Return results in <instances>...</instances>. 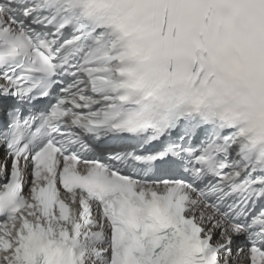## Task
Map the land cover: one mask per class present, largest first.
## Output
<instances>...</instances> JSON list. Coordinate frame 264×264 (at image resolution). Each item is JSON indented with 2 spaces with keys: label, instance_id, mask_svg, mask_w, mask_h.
<instances>
[{
  "label": "snow or ice",
  "instance_id": "1",
  "mask_svg": "<svg viewBox=\"0 0 264 264\" xmlns=\"http://www.w3.org/2000/svg\"><path fill=\"white\" fill-rule=\"evenodd\" d=\"M0 264H264V0H0Z\"/></svg>",
  "mask_w": 264,
  "mask_h": 264
}]
</instances>
